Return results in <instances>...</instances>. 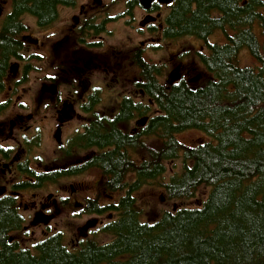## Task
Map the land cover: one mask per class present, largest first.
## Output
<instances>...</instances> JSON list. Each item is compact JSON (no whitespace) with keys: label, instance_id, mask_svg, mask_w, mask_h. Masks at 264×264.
<instances>
[{"label":"flooded vegetation","instance_id":"obj_1","mask_svg":"<svg viewBox=\"0 0 264 264\" xmlns=\"http://www.w3.org/2000/svg\"><path fill=\"white\" fill-rule=\"evenodd\" d=\"M196 9L195 0H0V204L19 218L9 240L26 248L59 234L52 224L71 206L81 209V218L95 217L76 229L77 242L88 241L95 228L104 226L97 218H115V213L93 212L103 206L97 192L104 181H116L102 168L114 166L117 158L107 156L115 146L100 143L101 131L113 129L131 138L158 115L142 90L148 71L164 87L181 82L200 86L192 85L200 76L187 77L192 68L181 61L180 42L202 43L195 57L205 74L208 47L224 42H209L216 31L196 37ZM221 16L214 13L209 20ZM170 44L175 54L165 69L146 58V53L156 55ZM125 62L138 71L129 82L138 101L116 100ZM125 101L139 109L121 119ZM131 121L135 127L125 128ZM119 151L132 161L126 144ZM134 161L142 163L136 157ZM58 181L77 183L61 195L50 191ZM119 181L136 179L129 174ZM83 190L92 193L79 202L76 197ZM104 191L112 199L104 205L115 204L125 193ZM19 233L28 238L17 241ZM37 233L42 239L35 241Z\"/></svg>","mask_w":264,"mask_h":264},{"label":"trees","instance_id":"obj_2","mask_svg":"<svg viewBox=\"0 0 264 264\" xmlns=\"http://www.w3.org/2000/svg\"><path fill=\"white\" fill-rule=\"evenodd\" d=\"M195 2L196 37L217 30L225 37L203 58L208 78L194 88L184 82L164 87L148 71L142 90L158 115L131 138L101 131L100 143L115 146L107 156L117 158L114 166L102 167L116 180L104 181L102 189L125 191L115 204L93 209L115 213L100 229L109 241H87L70 251L54 234L21 248L9 240L19 218L0 204V264H264V0ZM214 13L221 18L209 20ZM241 51L255 64H240ZM132 108L139 109L125 101L120 118ZM185 130L205 140L183 146L176 135ZM144 138L153 146L145 147ZM125 144L132 161L119 151ZM139 153L145 157L136 164ZM171 161L179 162V170L165 179ZM129 174L136 181H119ZM146 185L175 202L194 200L201 187L208 192L194 207L182 205L146 221L134 197Z\"/></svg>","mask_w":264,"mask_h":264},{"label":"rangeland","instance_id":"obj_3","mask_svg":"<svg viewBox=\"0 0 264 264\" xmlns=\"http://www.w3.org/2000/svg\"><path fill=\"white\" fill-rule=\"evenodd\" d=\"M225 40L224 34L222 32L216 31L212 34V36L209 38V42H216V43H223ZM202 43L195 40V39H189V40H183L180 42V58L183 64H186L192 68V71L189 75H187L188 78H195L197 76H200V80H198V83L192 82L194 86L202 84V81L206 80L208 76L203 73V70L199 67L196 60V53L197 51H202ZM174 53L173 44H170V48L163 47V49L156 55H152L150 53H146V58H151L152 62L155 63H161L165 69V65L168 63V61L171 59L172 54ZM175 54V53H174ZM239 62L242 65H248L252 66L254 61L248 56V54L245 51H241L239 54ZM126 71L124 73L120 72L118 74V78L121 79V83L117 85L115 90V96L116 100L119 101L123 97H131L135 99L136 101L140 100L138 91H136L135 88L131 87L129 85V82L133 79L135 80L137 76V69L129 67V62H125ZM133 80V81H134ZM132 81V82H133ZM149 116H152L151 114ZM135 121V120H134ZM131 121L130 123L126 124L125 128H133L135 127V122ZM177 140L181 143L183 146H193L195 144L201 143L205 140V136L195 130H185L178 135H176ZM144 146L145 147H152L154 144L153 140H148L147 138L144 139ZM136 159L142 160L144 159V154L139 153L137 156H135ZM166 166V174L164 178L166 179L171 173V171H178L179 170V162L178 161H171L165 163ZM86 182L84 181L85 185ZM77 183V181H58L54 184L53 187L50 188L51 192L63 194L65 193V190L68 188L69 184ZM86 187V186H85ZM208 192V189L205 187H201L196 195V198L191 201L187 202H175V201H168L164 198L163 193L160 189H157L156 187L152 186H144L134 194L135 197V205L136 210L140 213V217L142 220L146 221H153L156 219L161 212L165 210H174L179 206H188V207H194L198 203H200L206 196ZM69 191L66 193L68 194ZM92 193V190L88 191H81V194L76 197V199L81 202L82 199L89 196V194ZM117 195L116 197H118ZM98 200L100 201L101 205H104L105 203L111 202L112 199H109L108 197H105V191L103 192L102 186L97 192ZM81 216V209L75 210L74 206H71L69 209L64 210L62 209V214L60 218L58 219L56 224H52V231L59 232L60 237L62 238L63 245L68 248L72 249L74 245H82L85 242H77L81 239L77 236L76 229L78 227H81L83 222L85 220L93 219L94 216ZM102 222L103 225L108 223L109 221L113 220L108 218V215L105 217L97 218ZM102 225V226H103ZM101 228H95L94 231L90 233V236L87 237L89 239L88 241H95L98 243H106L109 241V237L107 235H104L101 230ZM23 238H28V236H25L23 234H17V241H23ZM35 241L42 239L40 233H37L35 237ZM28 242H31L29 239ZM27 245V244H26ZM26 248H32V246H25Z\"/></svg>","mask_w":264,"mask_h":264},{"label":"water","instance_id":"obj_4","mask_svg":"<svg viewBox=\"0 0 264 264\" xmlns=\"http://www.w3.org/2000/svg\"><path fill=\"white\" fill-rule=\"evenodd\" d=\"M51 218H45L44 220H45V222L47 223L49 220H50Z\"/></svg>","mask_w":264,"mask_h":264}]
</instances>
